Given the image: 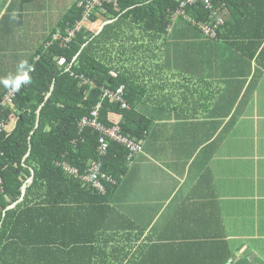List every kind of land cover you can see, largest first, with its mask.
Instances as JSON below:
<instances>
[{"label":"crops","instance_id":"obj_1","mask_svg":"<svg viewBox=\"0 0 264 264\" xmlns=\"http://www.w3.org/2000/svg\"><path fill=\"white\" fill-rule=\"evenodd\" d=\"M75 2L0 0V78L18 74ZM53 7L55 26L33 39L31 11ZM119 29L107 38L149 121L142 152L104 196L55 194L43 229L14 232L3 264H264V22L236 27L246 46L263 36L251 58L177 20L158 40Z\"/></svg>","mask_w":264,"mask_h":264},{"label":"trees","instance_id":"obj_2","mask_svg":"<svg viewBox=\"0 0 264 264\" xmlns=\"http://www.w3.org/2000/svg\"><path fill=\"white\" fill-rule=\"evenodd\" d=\"M183 1L117 0L116 9L108 6L106 14L93 16V22L100 18L111 21L97 35L95 31L83 29L65 47L59 41H52L44 48L47 42H51L49 36L44 45L30 56L28 64L34 69L29 72L30 83L23 84L16 92L12 107L0 112L5 126L0 134V264H3L5 247L14 245V232L42 230L38 224L39 210L56 204L52 199L55 194L63 202V195L70 188L81 186L77 178L67 176L56 163L65 162L80 174L87 171L91 162L97 163L102 173L117 182L108 187L105 194L115 188L125 174L130 165L126 162L125 148L109 142L106 152L100 154L97 151L98 134L89 128H78L80 119L87 116L98 102H101L100 120L110 125V118L113 120L115 116L117 120L113 121H118L121 134L141 140L148 131V119L134 110L135 88L138 86L114 65L115 44L107 38L110 33L123 32L118 28L127 27L131 33L137 31L139 38L146 34L148 39L158 40L177 20L193 26L208 40L228 42L226 45L241 55L245 56L247 52L250 58L256 57L263 36L258 37L256 44L246 46L245 36L239 35L236 27L264 22V0H210L211 8L201 0L193 4ZM29 2L31 0H21V5ZM181 3H184L182 7ZM215 10L223 18V24L216 28V35L212 38L205 35L199 26L207 24L214 27L217 19ZM80 14V8L73 4L53 32L56 29L63 32L73 26L80 20ZM231 23L233 26L229 25ZM236 41L243 42L238 44ZM233 44L238 46H231ZM60 57L65 59V65L61 67L56 62ZM83 80L87 83L83 84ZM51 86L53 89L50 91ZM120 86L124 87L123 96L129 107L125 110L102 98L103 89L114 91ZM49 92L50 96L44 102ZM30 170L33 176L27 184L23 201L5 211L19 199L23 183L31 177Z\"/></svg>","mask_w":264,"mask_h":264},{"label":"built area","instance_id":"obj_3","mask_svg":"<svg viewBox=\"0 0 264 264\" xmlns=\"http://www.w3.org/2000/svg\"><path fill=\"white\" fill-rule=\"evenodd\" d=\"M197 0H185L183 2L193 4ZM206 4L208 8H211L210 0H201ZM184 3L180 4V7L183 6ZM76 6L80 8V20L76 21L73 26L67 27L63 32L61 30L56 29V31L51 36V42H47L44 45V48H47L52 41H59L63 47H65L68 43L71 42L72 39L75 38L76 34L81 32L83 29L89 30V27L93 24H97L96 21H92L93 16L99 17L101 14L107 13V7L111 6L113 9L117 8V0H77ZM180 14V9H179ZM217 15L216 24L214 27H210L207 24H201L200 30L210 37H215L216 28L219 25L223 24V18L217 14V11L214 12ZM58 66L65 65V59L63 57L57 58L56 60ZM19 74H22L21 72ZM72 75V74H71ZM82 78V77H80ZM83 84L87 83V81L83 80ZM89 85H93L89 82ZM123 86L118 87L114 91L109 89H103V99L108 100L109 103L118 104L121 110L128 109V104L125 101L123 96ZM16 92H14L11 88H8L0 97V112L1 110H5L13 105V99L15 97ZM101 102H98L90 111V113L81 118L78 122L79 130L84 128H89L92 131L98 134V146L97 151L100 154H104L108 148L109 142H114L127 151L126 162L127 164H131L134 157L142 152V142L141 140L133 139L129 136H125L121 134L120 127L118 125V121H113L110 118V125L103 123L100 120V112ZM5 130L4 119L0 118V134ZM1 155V153H0ZM56 166L60 167L63 172L73 178H77L81 184V186L90 192H96L101 195L106 193L108 187L117 184L116 180L100 171V168L97 163L91 162L88 165L87 171L84 174H80L77 169L69 166L67 163H56ZM1 186V181H0Z\"/></svg>","mask_w":264,"mask_h":264},{"label":"rangeland","instance_id":"obj_4","mask_svg":"<svg viewBox=\"0 0 264 264\" xmlns=\"http://www.w3.org/2000/svg\"><path fill=\"white\" fill-rule=\"evenodd\" d=\"M18 1V0H17ZM48 2V0H47ZM77 2V0H76ZM75 2V3H76ZM49 11V10H44ZM49 14L41 15L40 13H37L34 9V11H31V16L36 17L31 20L30 24L32 25V32H33V39L41 38V36L49 35L50 27L55 26V22L58 20L60 15V9L52 8L50 9ZM101 23L97 24V27H99ZM96 30V29H95ZM93 30V31H95ZM47 37V36H46ZM39 45H42V41L39 42ZM34 47L33 49H35Z\"/></svg>","mask_w":264,"mask_h":264},{"label":"clouds","instance_id":"obj_5","mask_svg":"<svg viewBox=\"0 0 264 264\" xmlns=\"http://www.w3.org/2000/svg\"><path fill=\"white\" fill-rule=\"evenodd\" d=\"M19 69L22 74H17L16 76L9 75L7 77L0 78V84H3L6 88H11L14 92L20 91L23 84L30 83L31 78L29 76V72L34 69L26 60L20 63Z\"/></svg>","mask_w":264,"mask_h":264},{"label":"water","instance_id":"obj_6","mask_svg":"<svg viewBox=\"0 0 264 264\" xmlns=\"http://www.w3.org/2000/svg\"><path fill=\"white\" fill-rule=\"evenodd\" d=\"M106 23H104L100 28L99 30L95 33V35H97L99 33V31L102 29V27L105 25ZM53 89V86H51V89L50 91ZM50 96V92L46 95V97L44 98V102L48 100ZM39 112H40V108H38L37 110V116L39 115ZM38 126V119L36 121V125H35V128ZM30 173H31V177L30 179L27 181V182H24L22 187H21V194H20V197L17 201H15L14 203L10 204L6 209L5 211L9 210V209H13L15 208L19 203H21L23 201V197L25 195V190H26V187H27V184L28 182L32 179V176H33V171L30 170Z\"/></svg>","mask_w":264,"mask_h":264},{"label":"bare ground","instance_id":"obj_7","mask_svg":"<svg viewBox=\"0 0 264 264\" xmlns=\"http://www.w3.org/2000/svg\"><path fill=\"white\" fill-rule=\"evenodd\" d=\"M1 181V180H0Z\"/></svg>","mask_w":264,"mask_h":264}]
</instances>
